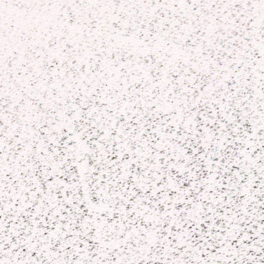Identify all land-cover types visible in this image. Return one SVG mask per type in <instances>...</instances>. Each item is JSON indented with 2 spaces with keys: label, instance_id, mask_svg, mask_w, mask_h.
Here are the masks:
<instances>
[{
  "label": "snow or ice",
  "instance_id": "1",
  "mask_svg": "<svg viewBox=\"0 0 264 264\" xmlns=\"http://www.w3.org/2000/svg\"><path fill=\"white\" fill-rule=\"evenodd\" d=\"M0 264H264V0H0Z\"/></svg>",
  "mask_w": 264,
  "mask_h": 264
}]
</instances>
